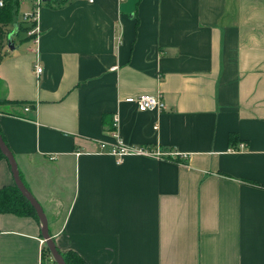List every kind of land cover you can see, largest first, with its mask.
I'll list each match as a JSON object with an SVG mask.
<instances>
[{"label": "crops", "instance_id": "0c3cea01", "mask_svg": "<svg viewBox=\"0 0 264 264\" xmlns=\"http://www.w3.org/2000/svg\"><path fill=\"white\" fill-rule=\"evenodd\" d=\"M17 26L0 130L59 252L264 264V0L48 1L38 47L30 22ZM145 93L166 109L126 101ZM116 116L125 143L186 156L118 162L100 147L115 142ZM13 184L4 158L0 185ZM43 240L42 221L0 213V264H55Z\"/></svg>", "mask_w": 264, "mask_h": 264}, {"label": "built area", "instance_id": "2783aa9c", "mask_svg": "<svg viewBox=\"0 0 264 264\" xmlns=\"http://www.w3.org/2000/svg\"><path fill=\"white\" fill-rule=\"evenodd\" d=\"M22 4L28 3L30 7L25 10L22 15L23 18L30 22L31 27L28 30L29 35L33 38L36 46H39L40 41V28L38 26V19H39V9L43 5H45L48 1H64V0H20ZM89 2H94L95 0H87ZM3 0H0V5H3ZM38 52V48L36 49ZM44 71L43 66L38 61L35 65V72L37 76L41 75ZM126 101L129 103H134L137 105L140 111H148V110H158L163 111L166 109V103L163 98L162 94H141L139 96H131L127 97ZM26 111L30 110V107L25 108ZM118 116L115 117V130L113 131V136L116 138L113 144H109L107 142H101L100 147L102 150L109 149L108 152L114 155L117 158L118 162H122L125 157L127 156H142V157H153L162 159L165 157H175L178 155L186 156V154H182L178 151L171 150V151H164L159 146L150 147L144 145H130L123 141L121 135L119 134L118 130ZM241 147H245L242 143ZM50 159H55V156H50ZM43 243L46 242L44 239Z\"/></svg>", "mask_w": 264, "mask_h": 264}, {"label": "trees", "instance_id": "16d2710c", "mask_svg": "<svg viewBox=\"0 0 264 264\" xmlns=\"http://www.w3.org/2000/svg\"><path fill=\"white\" fill-rule=\"evenodd\" d=\"M3 2V5H0V63L6 56L4 47L6 45L9 34L13 31L15 25H17L16 16L20 13V10L22 9V3L20 0H3ZM19 24L22 27L21 23ZM27 29H29V27ZM4 102H6V99H3L1 97L0 79V105ZM2 137L5 140L3 134ZM230 142L234 145L237 142V137L233 133L230 135ZM4 158L6 157L0 147V161ZM0 213H13L19 216L31 215L40 220L36 209L23 195V193L16 184L8 186L0 185ZM45 250L46 252L51 254L47 246L45 247ZM61 254L63 255L67 264H86L84 259H82L78 254L74 252Z\"/></svg>", "mask_w": 264, "mask_h": 264}, {"label": "water", "instance_id": "95a60500", "mask_svg": "<svg viewBox=\"0 0 264 264\" xmlns=\"http://www.w3.org/2000/svg\"><path fill=\"white\" fill-rule=\"evenodd\" d=\"M18 32H19V27L17 25H15L13 31L8 36L7 40H8V44L11 47V49H14V45H13L14 37H16L18 35ZM0 147H1L5 157L11 163L15 184L21 190L23 195L29 200L31 205L36 209V212H37L40 220L42 221L43 236H44V239L46 240L47 247L49 248L55 262L57 264H67L63 255L57 250V248H56V246L52 240V236H51L50 230H49L48 217L46 216L43 207L40 205V203L37 201V199L26 188V186L23 182V179L20 175V171L18 168L16 158L10 152V150L7 148L1 132H0Z\"/></svg>", "mask_w": 264, "mask_h": 264}, {"label": "rangeland", "instance_id": "374dc122", "mask_svg": "<svg viewBox=\"0 0 264 264\" xmlns=\"http://www.w3.org/2000/svg\"><path fill=\"white\" fill-rule=\"evenodd\" d=\"M22 5H23V4H22ZM24 11H25V10H23V9L20 10V13L16 16V21H20V22L23 21V15H22V13H23ZM22 34H25V31H24V30H22Z\"/></svg>", "mask_w": 264, "mask_h": 264}]
</instances>
